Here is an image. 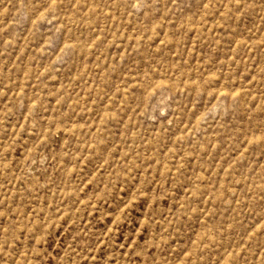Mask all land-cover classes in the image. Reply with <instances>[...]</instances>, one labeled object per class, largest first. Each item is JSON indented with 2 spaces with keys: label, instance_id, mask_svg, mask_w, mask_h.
I'll return each mask as SVG.
<instances>
[{
  "label": "rangeland",
  "instance_id": "obj_1",
  "mask_svg": "<svg viewBox=\"0 0 264 264\" xmlns=\"http://www.w3.org/2000/svg\"><path fill=\"white\" fill-rule=\"evenodd\" d=\"M0 264H264V0H0Z\"/></svg>",
  "mask_w": 264,
  "mask_h": 264
}]
</instances>
